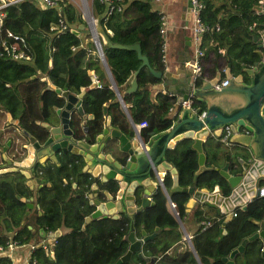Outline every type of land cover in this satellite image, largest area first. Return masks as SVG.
Masks as SVG:
<instances>
[{
	"label": "trees",
	"instance_id": "trees-1",
	"mask_svg": "<svg viewBox=\"0 0 264 264\" xmlns=\"http://www.w3.org/2000/svg\"><path fill=\"white\" fill-rule=\"evenodd\" d=\"M199 1L202 3L200 19L219 25L218 29L201 35V60L205 63L220 55L223 62L230 63L235 73L241 66H250L257 60L251 34L256 33L257 28H264V14L244 8L236 0L231 3L229 0ZM117 4L120 5L118 9L107 12L104 2L90 1L97 28L104 30L110 42H137L148 66L163 70L160 12L152 7L150 0H118ZM59 17L63 18L66 27L56 33L49 27ZM79 22L83 21L67 0H59L58 8L41 7L35 0H18L4 8L3 27L23 35L30 53V59L23 62L0 56V145L9 139L7 151L13 153V157L19 155L17 149L27 140L22 130L42 140L45 129L40 122L49 120L53 105L62 104L52 89H44L45 82L41 76L47 77L55 87L66 83L78 91L83 88L81 107L92 117L87 120L85 133L80 116L75 112L70 115L69 125L77 137L84 136L90 142L101 130L106 115H109L110 124L126 135L132 134L126 112L134 123L145 120L146 125L140 127V134L145 138L167 128L173 119L174 115L169 114L167 108L174 103L175 95L157 90L152 99L149 87L157 82V78L148 66H140L135 73L136 89L125 91L140 63L136 52L112 47L100 39L109 70L117 72L115 86L126 105L125 111L110 83L102 79L103 65L91 40L83 46L81 36L70 31V27ZM252 22L254 26L249 27ZM83 34L88 36L86 31ZM219 48L223 49L221 54ZM238 61L241 65H237ZM90 70L99 86L91 82ZM200 81L198 77L196 84ZM104 104L105 112L102 111ZM192 105L203 108L202 102L194 98ZM190 142V139L183 138L164 153L165 159L176 170L178 185L211 188L217 183L221 190L226 191L224 178L214 168L224 157L225 147L213 137L206 139L203 143L205 165L212 168L200 171L193 179L197 161ZM62 156L58 163L37 167L40 173L35 174L39 184L35 197L40 214L35 215L34 226L31 227L27 226L25 203L19 199V196L27 198L31 195V190L24 183L25 178L18 172L0 175V243L5 241L8 233L18 241H29L38 234L39 228L44 232L60 229L61 233L54 237L52 247L48 244V251L38 246L31 252L39 264H113L127 247L125 235L129 218L120 214L116 218L101 216L84 222V217L94 208L86 196L90 191L91 178L80 172L79 158L72 154ZM162 183L182 220L188 194L181 190L169 191V172L164 174ZM260 185H264V179L260 180ZM98 186L105 184L99 182ZM106 187L116 189L111 181L106 183ZM151 201L152 204L133 213V226L137 237L141 236V230L147 234L155 231L154 236L141 244V255L132 251L129 258L119 264H226L222 257H227L243 238L256 229L255 220L260 218L264 205L263 197H253L244 210L235 208V214L224 223V232L220 231L223 214L195 212L197 221L217 218L202 229L197 227L190 237L191 248L180 238L176 230L177 221L168 211L166 196L160 188L152 192ZM260 247L258 237L247 240L243 249L232 256V264H264Z\"/></svg>",
	"mask_w": 264,
	"mask_h": 264
},
{
	"label": "water",
	"instance_id": "water-1",
	"mask_svg": "<svg viewBox=\"0 0 264 264\" xmlns=\"http://www.w3.org/2000/svg\"><path fill=\"white\" fill-rule=\"evenodd\" d=\"M190 7V0H185L182 6L183 11L189 13ZM249 9L264 13V0L251 2ZM89 22L93 24L90 12L87 24ZM83 27L84 24L79 23L76 28L71 27L70 31L77 35L78 29H83ZM94 30V32L91 31L92 38L107 72L109 68L103 57L98 33L108 45L136 52L140 63L133 71L125 91L135 90L137 87L135 73L140 66H148L147 58L141 54L139 44L137 42L128 44L110 42L103 29ZM251 41L255 43L254 51L258 59L250 66H241L237 73L231 69L230 63L222 70L214 69L209 73L202 70L199 84H196V81L193 82L194 59L189 42L186 43L184 50L178 51L182 56L177 58L176 67L172 68L169 65L163 70H154L148 66L151 74L157 78V82L153 83L152 87L165 89L167 93L174 94L177 102L185 99L191 91L193 98L203 104V108L196 106L192 109L189 106H183L176 110L170 125L163 130L153 132L148 138L137 133L126 135L112 127L109 115L105 116L103 126L95 134L92 142L84 136L77 137L69 125L71 113H77L84 120L92 117L81 107L83 93L81 88L78 92H72L66 83L62 87H55L47 77L41 76L40 79L45 82L44 89H52L62 101L60 106L53 105L52 107L57 118L40 122L45 129V136L42 140L22 130L27 138V142L22 145L26 149V155L23 158L16 159V157L7 156L5 149L9 145V140H6L5 144L0 146V175L18 172L25 178L24 183L29 186L31 195L27 198L19 196V199L25 203L27 208L25 213L30 209L29 212L33 210L35 215H39L35 197V190L39 186L35 176L36 166L44 165L48 159L55 161V154L58 153L79 157L80 171L86 173L88 178H97L99 182L105 184V186H98L94 182L90 184L91 190L86 196L89 198V204H92L94 208L84 217V222L101 216L114 218L118 211L129 218L128 232L125 235L127 247L113 264L127 260L132 251H137L138 255H141L140 242L155 234V232L146 234L144 230H141V238H137L134 234L133 212L152 204L149 196L158 186L167 196V190L161 182L165 171L171 174L169 191L181 190L188 194L184 203L185 209H196L198 206L214 208L216 213L223 214L220 230L224 232L225 221L232 217L231 210L234 207L244 210L249 199L258 196L259 180L264 178V34L260 37L257 33H252ZM243 74L248 77V81H244ZM223 78L226 79V83L217 88L214 87V84ZM110 86L125 109L121 94L113 79H111ZM102 111L105 112V106H102ZM127 116L134 125L128 113ZM7 118H10L9 114ZM11 122L15 123L16 120H11ZM225 125L231 130L229 140L235 143L236 149L244 153V155L237 156L232 166H229V153H225L223 164L215 167L226 182V191L221 190L218 184H214L210 189L195 185L179 186L175 168L164 157L165 150L172 148L177 141L183 138L190 139V147L195 150L197 161V168L193 174L194 179L200 171L212 168L205 165L203 140L212 134L220 135ZM86 130V125H83V133ZM108 181L116 185L113 194L106 188ZM136 197L140 200L138 205H135ZM167 199L169 200L168 196ZM29 222L31 226H34V221ZM178 224L182 225L179 218ZM39 233H45L47 242L52 247L54 237L60 234L61 230L44 232L42 228H39ZM255 236L261 237L264 241V210L259 221V228L243 238L229 252L228 258L222 257L226 260V264H232L231 257L234 253L241 251L245 241ZM187 242L191 247L189 239ZM194 255L197 258L195 253ZM260 255L264 257V244Z\"/></svg>",
	"mask_w": 264,
	"mask_h": 264
},
{
	"label": "built area",
	"instance_id": "built-area-1",
	"mask_svg": "<svg viewBox=\"0 0 264 264\" xmlns=\"http://www.w3.org/2000/svg\"><path fill=\"white\" fill-rule=\"evenodd\" d=\"M18 0H0V56L14 59L17 61H28L30 59V53L28 52L25 44L24 36L18 32H14L8 28L3 27V16H4V8L8 5L16 2ZM59 0H36L39 6H56L58 8ZM104 2L107 6V12L120 7L117 4L118 0H100ZM160 1V0H153ZM191 7L189 10L190 18H191V31H192V40L194 45L192 47V56L194 59V76L193 79L199 76L200 68H201V56L202 50L199 47V42L201 35L206 31H213L219 28L218 23L209 24L204 22L199 17V11L202 7V3L199 0H190ZM161 23L159 26V33L163 37L165 33V24L164 20L161 16ZM91 27L92 22L88 23ZM254 26V22H252L249 27ZM66 27V24L62 17H59L56 22L50 25V29L55 30L56 33L63 30ZM256 33L261 37L264 34V28H257ZM91 82L96 86H99V81L95 78L93 74H91ZM226 83V79L219 80L214 84V87H219ZM170 94V93H169ZM193 96L191 91L187 94L185 99H181L180 102H177L176 99L172 105L167 108V112L173 114L176 110L180 109L183 106H189L192 109L194 106L192 105ZM146 125L145 120H141L140 122L135 123V127L139 128L141 126ZM229 133V127L224 126V135L222 140L226 141L225 136ZM264 195V185H260L258 187V196ZM234 211H232V215H234ZM209 220H203L201 222L202 228L210 225ZM48 242L47 236L45 233L43 234H35V237L27 240H20L12 237L11 233H8L6 239L3 243H0V264H39L35 256H32L31 252L40 246L44 251H48Z\"/></svg>",
	"mask_w": 264,
	"mask_h": 264
},
{
	"label": "crops",
	"instance_id": "crops-1",
	"mask_svg": "<svg viewBox=\"0 0 264 264\" xmlns=\"http://www.w3.org/2000/svg\"><path fill=\"white\" fill-rule=\"evenodd\" d=\"M90 1L91 0H89V6H90ZM150 1H151L152 7L160 12V14H161V16H162V18L164 20V24H165V33L163 35V43H162L164 67L171 65L172 68H174L178 64V59L177 58L182 56L178 51L179 50H184L186 48V45H187L186 43H188V42L190 43L189 47H190L191 51H192V47L194 45V42H193V40L191 38L192 37V31H191L190 14L185 12V11H183V9H182V6H183L185 0H160V1L150 0ZM229 1H230V3L232 2V0H229ZM236 1H237L238 4H240L244 8L247 7V9H248V4H249L250 0H236ZM88 13H87L86 19L88 17ZM90 13H91V11H90ZM92 18H93V16H92ZM93 20H95V19L93 18ZM82 21L83 22H81V23L85 24L84 27H87V24H86L85 20L82 19ZM94 23H96V22L94 21L93 24ZM77 25H78V23H77ZM76 26L73 27V28H76ZM84 27H83V29H78L77 28L79 30V33L77 35L81 36V43L83 44V46H85L86 43L89 40H91V42L93 43L94 48L96 50V47H95V44H94V40L92 38V33H91L92 30H89L88 32H90V34H88V36H86L85 34H83V33H85ZM94 28L96 29L97 27H95V25H94ZM86 30H88V28ZM186 35L188 37H185ZM98 37H99V40L100 39L103 40V38H102L100 33H98ZM96 52H97V50H96ZM218 52L221 54L223 52V49L219 48ZM97 54H98V52H97ZM227 64L228 63H225V62L222 61L220 55L215 57V58L214 57L210 58L205 63L203 62V60H201L200 73H202V70L204 72L206 71L205 73H209V72H211L210 71L211 68H213V70L214 69L222 70ZM237 65H241V61H238ZM103 70H104V73L102 75V79L107 80L109 83L111 82V79H113L114 82H115V79H117V77H118L117 72L114 71V70H109V72H107L105 70L104 66H103ZM89 73H90V76H91V74L94 75L92 70H90ZM199 77H200V75H199ZM68 89L70 91H72V92H78V90L74 89L70 85H68ZM149 89H150V96L152 97V99H153L154 94L156 93L157 90L158 91H162V92H167L165 89L152 87V84L150 85ZM81 90L83 92V88L82 87H81ZM105 105L106 104H104L103 106H105ZM124 106H126V105L124 104ZM125 111H126V108H125ZM171 115H173V114H171ZM126 117H127V120H128L129 127H130V129L132 131L131 135H133L134 133L135 134L137 133V134L141 135L140 134V129L135 127V123L133 122L134 125L131 124V122H130L128 116H127V112H126ZM56 118H57V116L55 115V113L53 111V113L51 114L49 120L52 121V120H55ZM79 118H80L81 126L86 125L88 119L86 118L84 120L81 117H79ZM104 121H105V117H104ZM25 143L26 142H23L21 145H23ZM0 146H2V145H0ZM7 147H8V145H7ZM7 147L5 149V153L7 154V156L13 157V153H10L9 151H7ZM21 149H22V146L20 147V149L19 148L17 149V152L20 151ZM235 149L236 148H234V150ZM230 154L234 155V154H236V152L235 151H231ZM17 158H19V157H16V159ZM0 161H1V151H0ZM222 162H223V158H222V160H221L219 165H222ZM29 210L26 213V220H27V223H28L27 226L31 227V222H29V221H34V218H35L34 215L35 214H34L33 210H31L30 212H29ZM206 211H207L206 213H213L215 210H214V208H207ZM182 224H183L182 225L183 229L186 230L187 232H189V231H193V229L198 226V225H196V224H198V221L195 220V217H191V216L187 215L186 217H184V222Z\"/></svg>",
	"mask_w": 264,
	"mask_h": 264
},
{
	"label": "flooded vegetation",
	"instance_id": "flooded-vegetation-1",
	"mask_svg": "<svg viewBox=\"0 0 264 264\" xmlns=\"http://www.w3.org/2000/svg\"><path fill=\"white\" fill-rule=\"evenodd\" d=\"M251 2H256V0H253V1H250V3L248 4V7L250 6V4H251ZM261 13H263V12H261ZM264 14V13H263ZM199 75H201V73H199ZM199 77V76H198ZM198 77H196L195 79H193V82L194 81H196V79L198 78ZM201 78V77H200ZM245 78H248L245 74H243V79H244V81H246V79ZM193 102V101H192ZM195 107V106H194ZM47 121H50V120H47ZM225 126H227V125H225ZM229 127V126H228ZM230 134H231V130H230V128H229V133H228V135L227 136H225V138H226V141H224V140H222V138H223V135H224V126L222 127V130H221V133H220V135H218V136H216V135H209L206 139H208L209 137H213L215 140L217 139L219 142H220V144H221V146H223V147H225V149L227 150L226 151V153H229V166H232L234 163H235V160H236V158H237V156H239V155H244V153L240 150V149H235L234 150V148H236V145H235V143H232L230 140H229V136H230ZM205 139V140H206ZM205 140H203V142H202V148H203V143H204V141ZM25 142H27V140L25 141ZM92 142V141H91ZM22 151V152H21ZM231 151H235L236 152V154H234V155H231L230 153H231ZM21 153V154H20ZM233 153V152H232ZM17 154H20V155H18L17 157H19V158H23L25 155H26V149L25 148H23L22 147V149L20 150V151H18L17 152ZM225 155V154H224ZM55 157H56V160L55 161H53V160H50V159H48L47 161H46V163H50V162H54V163H58L59 161H58V159L60 158V157H63L62 156V153H58V154H55ZM77 157V156H76ZM206 157V156H205ZM77 158H79V157H77ZM206 160V159H205ZM223 162H224V157H223ZM223 162H222V164H223ZM80 166H81V164H80ZM219 166H221V165H216V166H214V168L215 167H219ZM37 167L38 166H36V168H35V170H36V172H35V174L37 175V174H39L40 173V170L39 169H37ZM212 167V166H211ZM216 169V168H215ZM217 170V169H216ZM81 172V171H80ZM166 172H169V171H165L164 172V174L166 173ZM82 173H84V172H82ZM170 173V172H169ZM164 174H163V176H164ZM35 175V176H36ZM171 175V174H170ZM37 177V176H36ZM163 178V177H162ZM162 178H161V182H162ZM264 179V178H263ZM261 180V179H260ZM260 180H259V186H260ZM92 182H94V183H96L97 185H99V182H98V179L97 178H91V183ZM38 184V183H37ZM163 184V183H162ZM217 184V183H216ZM73 186H75V184H73ZM164 186V185H163ZM27 187H29L28 185H27ZM213 187V186H212ZM211 187V188H212ZM107 188V190L109 191V192H111L112 194H113V192L115 191V190H112V189H110V188H108V187H106ZM157 188H160L159 186L157 187ZM156 188V189H157ZM208 188V187H207ZM29 189V188H28ZM161 189V188H160ZM210 189V188H209ZM91 190V189H90ZM162 190V189H161ZM155 191V190H154ZM88 193V192H87ZM86 193V194H87ZM164 193V192H163ZM152 194V193H151ZM258 195V194H257ZM166 196V195H165ZM167 196H168V192H167ZM167 196H166V206H167V209H168V211L174 216V218L176 219V221H177V227H176V230L180 233V238L182 239V240H185L186 242L188 241V239H189V241H190V237H191V235H192V233L197 229V227L198 226H200V228L202 229V224H201V222L203 221V220H201V221H198V224H196V225H198L196 228H194L193 229V231H189V232H187L186 230H183V224L182 225H179L178 224V214H177V211H176V209H175V205H174V203L169 199H167ZM256 197H263L264 198V195L263 196H256ZM169 198V197H168ZM250 200V199H249ZM88 201H89V198H88ZM149 201H151V195L149 196ZM152 202V201H151ZM89 203V202H88ZM140 203V200H139V197H136V201H135V205H138ZM185 203V202H184ZM149 205V204H148ZM147 206V205H146ZM94 207V206H93ZM145 207V206H144ZM200 207L198 206L196 209H189V210H186L185 209V206H184V217H186L187 215L188 216H190V215H192L191 217H195V212H197V211H200V213H202V214H206V209H207V207H203V208H200ZM235 208H237V207H234L232 210H231V213H232V211H234V209ZM239 208V207H238ZM142 209V208H141ZM263 210H264V205H263ZM263 210H262V213H263ZM134 213V212H133ZM214 213H216L215 211H214ZM235 213V212H234ZM262 213H261V216H262ZM117 215L114 217V218H116V217H118L120 214H124V213H122L121 211H118L117 213H116ZM216 214H221V213H216ZM233 216V215H232ZM261 216H260V218L259 219H257V220H255V222H256V224H257V227H256V229L253 231V232H255L258 228H259V221H260V219H261ZM184 217H183V219L181 220V219H179L180 221H181V223H183L184 222ZM215 218H217V217H214V219ZM214 219H210L211 221H210V223H212V221L214 220ZM196 220V219H195ZM197 221V220H196ZM258 221V222H257ZM221 231V230H220ZM153 232H155V231H153ZM252 232V233H253ZM152 233V232H151ZM147 234V233H146ZM136 236V235H135ZM154 236V235H153ZM152 236V237H153ZM137 237V236H136ZM151 237V238H152ZM247 237V236H246ZM255 237H258L260 240H261V247L263 246V244H264V241H263V239L261 238V237H259V236H255ZM137 238H141V236H139V237H137ZM150 239V238H149ZM249 240V239H248ZM144 241H141L140 242V246H141V244L143 243ZM246 242V241H245ZM188 243V242H187ZM190 244H191V241H190ZM245 244V243H244ZM244 246V245H243ZM261 247H260V250H261ZM191 248H192V246H191ZM192 251H193V249H192ZM139 252H140V248H139ZM194 252V251H193ZM237 252H240V251H237ZM235 254V253H234ZM227 258H228V256H227ZM232 258V257H231ZM264 258V257H263ZM226 261V260H225Z\"/></svg>",
	"mask_w": 264,
	"mask_h": 264
},
{
	"label": "rangeland",
	"instance_id": "rangeland-1",
	"mask_svg": "<svg viewBox=\"0 0 264 264\" xmlns=\"http://www.w3.org/2000/svg\"><path fill=\"white\" fill-rule=\"evenodd\" d=\"M67 1L74 6L76 12L80 15V18L85 20V22L87 24L86 16H87V13L90 12L89 0H67ZM94 21L95 20H93V22ZM79 23H81V22H79ZM94 25H95V27H97L96 23H94ZM85 28L86 29L88 28V30H86ZM89 28H90V26H89V24H87V27H84V31L88 32ZM91 30H92V28H91ZM88 34H90V32H88Z\"/></svg>",
	"mask_w": 264,
	"mask_h": 264
},
{
	"label": "bare ground",
	"instance_id": "bare-ground-1",
	"mask_svg": "<svg viewBox=\"0 0 264 264\" xmlns=\"http://www.w3.org/2000/svg\"><path fill=\"white\" fill-rule=\"evenodd\" d=\"M91 28H92V32H94L95 30V28H94V24H91Z\"/></svg>",
	"mask_w": 264,
	"mask_h": 264
}]
</instances>
